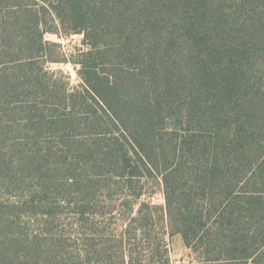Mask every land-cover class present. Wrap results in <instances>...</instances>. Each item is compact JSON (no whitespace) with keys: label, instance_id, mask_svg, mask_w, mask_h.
I'll use <instances>...</instances> for the list:
<instances>
[{"label":"trees","instance_id":"trees-1","mask_svg":"<svg viewBox=\"0 0 264 264\" xmlns=\"http://www.w3.org/2000/svg\"><path fill=\"white\" fill-rule=\"evenodd\" d=\"M30 171L77 228L2 230L0 264H170L164 223L196 264H264V0H0V173Z\"/></svg>","mask_w":264,"mask_h":264},{"label":"rangeland","instance_id":"rangeland-1","mask_svg":"<svg viewBox=\"0 0 264 264\" xmlns=\"http://www.w3.org/2000/svg\"><path fill=\"white\" fill-rule=\"evenodd\" d=\"M47 40H52L61 43L62 47L60 50L64 52H71L78 48H82V34H75L69 38H59L56 34H47ZM52 67L64 69L72 79L73 85H78L80 80L78 78L75 67L68 64H53ZM18 167V166H17ZM15 167V168H17ZM62 174V173H56ZM34 171H30L29 174H1L0 173V231L13 229L16 234L25 236L26 233L33 234L38 231H45L48 228L50 236L57 240H61L66 243L71 242L72 234L75 232L77 226L76 216L73 213L75 202L68 203L66 201H59L62 199L56 194L57 185L60 184V178H53L50 186L46 185V188H51L49 193H41L40 190V179L37 177ZM63 175H60V177ZM51 178V177H50ZM62 187H70L67 183L63 184ZM148 190L151 192V196L146 194L143 199L151 200L155 204H164L165 197L163 194V185L159 180H152L148 184ZM37 191L40 198L42 195H47V204L51 206H58L60 204L59 212L56 215L51 216L48 213L37 212L33 206L36 202H29L31 196ZM27 192H30V197H26ZM121 194L115 196L116 199H121ZM36 198V197H35ZM40 198H37L38 200ZM105 199V198H104ZM28 202V205L25 203ZM21 207L20 209H18ZM20 211L24 213H20ZM123 214L104 213L102 215L95 216V220L103 222L102 228L116 226L119 219L123 218ZM166 243L168 244L170 260L178 261L177 264H196L197 259L195 254L185 244L183 237L180 234H173L171 230L166 226V223L162 224ZM161 231V230H160ZM46 234V231L44 232ZM47 235V234H46ZM48 236V235H47ZM51 237V238H52ZM103 239V238H101Z\"/></svg>","mask_w":264,"mask_h":264},{"label":"built area","instance_id":"built-area-1","mask_svg":"<svg viewBox=\"0 0 264 264\" xmlns=\"http://www.w3.org/2000/svg\"><path fill=\"white\" fill-rule=\"evenodd\" d=\"M178 263V261H173V260H171V262H170V264H177Z\"/></svg>","mask_w":264,"mask_h":264}]
</instances>
